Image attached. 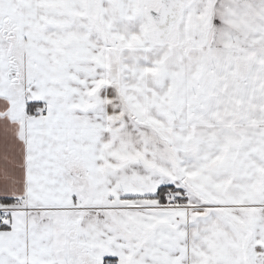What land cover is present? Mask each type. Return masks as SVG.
Masks as SVG:
<instances>
[{"label": "snow or ice", "instance_id": "1", "mask_svg": "<svg viewBox=\"0 0 264 264\" xmlns=\"http://www.w3.org/2000/svg\"><path fill=\"white\" fill-rule=\"evenodd\" d=\"M0 264H264V0H0Z\"/></svg>", "mask_w": 264, "mask_h": 264}]
</instances>
